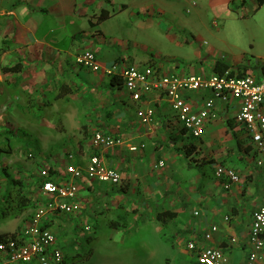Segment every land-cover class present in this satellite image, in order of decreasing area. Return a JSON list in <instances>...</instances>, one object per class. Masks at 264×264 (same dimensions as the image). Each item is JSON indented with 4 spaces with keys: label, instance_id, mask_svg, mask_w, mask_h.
Instances as JSON below:
<instances>
[{
    "label": "crops",
    "instance_id": "1",
    "mask_svg": "<svg viewBox=\"0 0 264 264\" xmlns=\"http://www.w3.org/2000/svg\"><path fill=\"white\" fill-rule=\"evenodd\" d=\"M249 1L256 4L254 12L264 6V0H131L130 4L120 0H0V110L6 109L2 102L8 101L12 104L7 109L15 115L22 116L20 111L43 114H38L44 119L40 127L47 131L54 132V126H60L61 130L54 132V143L45 139L48 142L44 145L58 148V155L67 154L59 161V167L49 158L54 182H73L64 174L65 167L70 164L84 169L93 155L122 177L119 187L86 179L76 181L79 210L68 216L51 215L45 224L59 234L55 243L64 245L73 239L77 226L89 220L97 228L118 233L125 231L129 222H142L148 230H155V255L148 252L141 264H150L152 256L160 264H198L196 252L187 248L191 241L220 249L223 264L245 263L250 251L252 216L264 200V168L255 165L258 155L253 151L250 135L234 122L240 102L215 99L216 119L207 122L203 137L195 140L181 127L161 93L151 90L144 94L142 102L134 103L122 82L112 84L111 77H119L122 68L135 66V62L140 68L152 66L157 78L195 75L198 67L207 69L204 77L226 71L236 77L252 75L242 60L222 59L217 51L204 52L200 45L202 14L210 12L230 20L234 18L232 11L245 8ZM130 8L136 14L129 24ZM102 12L106 17L98 22ZM142 13L145 22L141 23L146 30L169 20L172 25L167 34L173 49L187 47L191 54L185 53L188 57L181 58L175 53L163 63L152 52L143 61L128 55L129 47L135 44L125 38L129 27L137 23V14ZM84 51L96 55L101 65L98 72L76 64V57ZM178 58L189 60L193 66L185 68ZM199 62L203 64L196 65ZM15 64L20 66L19 72H1L2 67ZM252 76L257 80L264 78V65ZM212 98L207 90L185 94L193 111L200 110ZM139 109L153 110L150 126L138 118ZM24 125L21 132L28 133L31 122L24 120ZM95 132L111 135L123 144L111 149L94 147L91 140ZM130 146L138 150L130 152ZM190 150L192 156L187 155ZM149 156L154 157V162L145 170L141 163ZM161 161L164 167L153 170ZM217 167L234 171L239 182L224 189L223 181L214 174ZM162 179L176 183L162 189L158 185ZM35 182L40 185L38 178ZM35 188L30 191L35 192ZM37 190L32 201L41 206L47 197L42 195L40 186ZM162 211L175 217L162 225L156 220ZM152 212L153 222L145 216ZM108 213H114L115 220L107 221ZM130 215L137 217L130 220ZM24 218L21 215L14 217L15 221L0 224V235L13 234L14 225L21 224ZM211 227L217 231L209 242L203 243L202 235ZM262 239L264 243V234ZM260 254L257 264H264V247Z\"/></svg>",
    "mask_w": 264,
    "mask_h": 264
},
{
    "label": "built area",
    "instance_id": "2",
    "mask_svg": "<svg viewBox=\"0 0 264 264\" xmlns=\"http://www.w3.org/2000/svg\"><path fill=\"white\" fill-rule=\"evenodd\" d=\"M75 62L78 66L92 72H98L101 69L96 55L91 51L79 54ZM119 78L122 87L129 93L134 103L142 102L144 94L151 90L161 93L170 104L181 127L195 140L203 137L206 123L216 119V114L213 112L215 99L227 101L228 98H232L239 101L240 109L234 122L250 135L253 151L258 155L255 165L258 168H264V78L257 80L252 75L236 77L228 71L207 77L170 75L157 78L154 68L148 65L142 68L124 67L119 72ZM200 90L210 91L213 98L206 101L200 110L193 111L185 99V94ZM137 116L142 123L150 126L154 112L151 109H139ZM91 143L97 148L111 149L121 146L123 141L108 134L95 132ZM137 150V147H129L130 152ZM68 158L71 160L72 156ZM163 167L164 163L161 161L153 166V170L157 171ZM48 170L49 168L46 167L38 173L41 193L47 199L36 209L19 234L0 242V264H65V256L55 246L54 233L50 228H45L48 217L51 215L68 216L79 210L76 184L78 180L86 179L89 182H98L113 187H118L122 183L121 174L106 167L96 155L90 157L84 169L70 164L65 167L64 174L73 182L68 180L65 183H56L50 180ZM214 174L216 178L223 181L222 185L226 190L232 184L239 182V176L230 169L217 167ZM85 230L89 231V228ZM216 231V227H211L208 233L203 234V243L209 242ZM263 234L264 200L252 216L249 235L250 251L244 264H257L261 259L260 251L264 247ZM187 248L196 252L198 264H223L225 262L223 253L218 248L204 246L202 243L193 241L188 243Z\"/></svg>",
    "mask_w": 264,
    "mask_h": 264
},
{
    "label": "rangeland",
    "instance_id": "3",
    "mask_svg": "<svg viewBox=\"0 0 264 264\" xmlns=\"http://www.w3.org/2000/svg\"><path fill=\"white\" fill-rule=\"evenodd\" d=\"M120 1L126 4L131 3V0ZM256 9V4L249 1L245 5V8L232 11L234 18L230 20L219 16L218 18L210 12L205 16L202 14L204 24V29L202 27V32L200 33L202 35V42L200 44L202 51L215 50L217 51L216 55L222 57V59L230 57L238 58L248 68V73L255 76L259 68L264 65V63L262 64L264 62V6L259 8L257 12H254ZM135 14L131 8L127 12L129 24L133 23L132 15L135 16ZM136 17L138 19L137 23L134 22L129 27L127 38H125L135 44V47H129L130 51L128 55L143 61L152 52L157 61L163 63L173 57L175 53H178L181 58L188 57L185 53L191 54L190 48L187 47L182 50L173 49L171 40L168 39L169 35L167 34V30L172 25L169 20L165 18V22L159 21L158 28L154 27L153 30L152 28L146 30V27L144 28L143 23H141L145 22V15L143 13L137 14ZM213 22L217 23L216 27L212 26ZM181 58L177 60L180 65L185 68L193 66L189 64V60H182ZM137 64L135 62L134 65L139 67L140 65ZM202 64L203 62H199L196 65L201 66ZM205 73H207L206 68L198 67L195 75L203 76L202 74ZM2 104L6 109L0 110V147H6L5 144L8 142V149L10 151L0 155V166H4L11 177L22 183L24 190L18 188L11 189L9 195L7 192L4 196V183L0 180V224H8L14 220V216L15 218H19L21 215H24L25 218L22 223L17 226L14 225L12 229L13 234L17 235L25 227V225H22L23 222L28 220L39 207V205L33 207L32 205H28L22 209V206L18 204L19 200L21 198H29L30 202L33 203L32 198L34 196L32 195L38 191L37 189L40 186L38 182H35L37 181L39 171L46 167L50 168V157H52L54 165L57 164L59 167V161L67 154L61 152L62 154L58 155L60 150L58 148L53 149L55 146L51 148L44 147L48 141L51 144L54 143L53 140L57 136L54 135V132L60 129L58 124L54 126V132L47 131L40 127L44 119L40 118L39 115L42 116L43 114L38 113L39 115H33L20 111L22 116H18L17 114L16 116L11 113L10 109H7V106L12 103L6 101L2 102ZM27 115L30 116L28 117ZM24 120L30 121L32 125L28 133L21 132V128L25 126ZM5 129L10 132L4 133ZM45 139H48V141ZM153 162L154 157L149 156L141 165L145 170H149ZM61 164H63L64 168L65 163L62 162ZM152 178H155V175ZM175 183L172 179L158 181V185L162 189H165L168 185L173 187ZM34 187H36V191L31 192L30 189ZM136 201L139 203L138 199H134V202ZM7 204L11 205L12 209L4 219H1L2 212L8 210ZM196 214L198 213L195 212L194 216H197ZM106 216L107 221L115 220L116 217L114 213H108ZM145 216L146 219L148 218L149 221L153 222L155 212L147 213V215L145 213ZM133 217H137V215H130V220H133ZM85 227H90L91 230L87 231ZM51 231L54 233L56 241V236L59 234L57 235L54 229ZM154 232L153 228L148 230L147 227L143 226L142 222L136 224L129 222L125 231L118 233L110 231L109 228L107 230L104 228L100 229V227L97 228L93 221L89 220L83 225L77 226L72 237L73 239H68L64 245L55 243V246L65 256V264H141V259L148 252L155 255ZM70 242L74 243L70 245ZM151 259L152 262L150 264H160L159 262H155V256H152Z\"/></svg>",
    "mask_w": 264,
    "mask_h": 264
},
{
    "label": "trees",
    "instance_id": "4",
    "mask_svg": "<svg viewBox=\"0 0 264 264\" xmlns=\"http://www.w3.org/2000/svg\"><path fill=\"white\" fill-rule=\"evenodd\" d=\"M259 3L261 4L262 2L259 1ZM106 17V14L104 12H102L99 17H98V22L101 21L102 19H104ZM20 71V66L18 64H15L13 66L10 67H2L1 68V72L2 73H17ZM111 83L118 85L121 83V79L117 76H113L111 77ZM10 132L9 130L5 129L4 133H8ZM6 147H0V155H2L3 153H8L10 151V149H8V142L5 144ZM193 152H191V150L189 151V153L187 155L192 156ZM49 177L50 180L53 181V176L55 175V172L49 168ZM0 180L2 183H4V196L5 194L8 192L9 195V191L11 189H15L18 188L20 190H24V186L22 185V183H20L18 180L14 179L13 177L10 176V174L7 172L6 168L4 166H0ZM119 187V186H118ZM28 199V200H26ZM19 206L26 207L28 205H32L35 206L37 204H34L32 202H30L29 198H21L18 202ZM8 210L3 211V215L2 217H6L7 214L11 211L12 207L11 205L7 204ZM6 208V207H4ZM15 217V216H14ZM174 214L168 211H162L157 213L156 215V220L158 222H160L162 225H164L166 222L172 220L174 218ZM45 228H47V225H45ZM15 234H12L10 236H5V235H0V242L4 241L5 239L9 238V237H13Z\"/></svg>",
    "mask_w": 264,
    "mask_h": 264
}]
</instances>
